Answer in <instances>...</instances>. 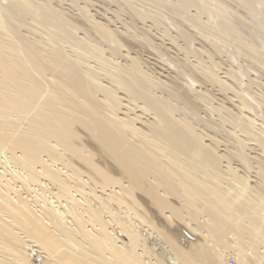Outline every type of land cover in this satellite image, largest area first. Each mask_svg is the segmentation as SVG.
Listing matches in <instances>:
<instances>
[{
	"label": "bare ground",
	"instance_id": "6f19581e",
	"mask_svg": "<svg viewBox=\"0 0 264 264\" xmlns=\"http://www.w3.org/2000/svg\"><path fill=\"white\" fill-rule=\"evenodd\" d=\"M81 1L0 0V264H264V0Z\"/></svg>",
	"mask_w": 264,
	"mask_h": 264
},
{
	"label": "rangeland",
	"instance_id": "374dc122",
	"mask_svg": "<svg viewBox=\"0 0 264 264\" xmlns=\"http://www.w3.org/2000/svg\"><path fill=\"white\" fill-rule=\"evenodd\" d=\"M79 1H81V0H79ZM85 2V1H84ZM80 4H82V1H81V3ZM94 5L95 6H92V7H89L90 9H92V11H95L96 12V14H95V17H96V20H99L100 18H103V19H105V20H107L105 17H103L102 16V14H101V12L98 10V9H100V10H104V8L100 5V4H98V3H95L94 2ZM67 6H68V3L66 2L65 3V1L63 2V5H62V7H65V8H67ZM107 13V16H110V15H113L110 11H107L106 12ZM117 21V20H116ZM118 22V24H116V23H109V24H111V28L112 27H114V26H120V24H119V21H117ZM148 24H150V21L148 22H146V25H148ZM157 39H159L158 37H157ZM158 41H160V40H157L156 42H158ZM164 44H165V46L166 47H169L170 45H172L173 46V48H175L174 47V44H172L170 41H168V40H164V42H163ZM176 49V48H175ZM171 53H174L175 51L173 50V49H170L169 50ZM145 55H146V53H145ZM146 56H148V57H151L150 55H146ZM192 60V59H191ZM222 67V69L221 70H219L218 71V74H219V76L221 77V79H229L228 77H226V75L223 73V71L225 70V66H221ZM161 69H163V68H161ZM157 72H159L158 71V69L156 70ZM160 74H163V73H161V72H159ZM157 76V75H156ZM264 85V84H263ZM254 87V86H253ZM214 90H213V93L215 94V99L213 100V105H218V104H220V102H221V100H222V94L220 93V92H218V91H216V89L217 88H213ZM258 93H259V91H258ZM234 101H236V99H233ZM224 102H225V105L226 106H228V107H233V103L231 102V101H228V100H224ZM245 112H243V118L244 119H247V117L245 116L247 113L246 112H248L247 110H244ZM215 118V117H214ZM258 123L259 122H255L254 123V125L256 126V127H258ZM228 126V125H227ZM237 134L240 136V137H242V136H245V135H243V134H241V133H239V131L237 132ZM221 139H224V140H226V141H228L227 139H226V134L225 133H222V134H217ZM249 143H253V142H249ZM220 144H224V143H220ZM220 148H223V146H221ZM252 152H253V154L255 153H260L259 152V150H258V146L257 147H255V149L254 150H251ZM229 255L230 256H228V264H235V259H234V257H233V253H229Z\"/></svg>",
	"mask_w": 264,
	"mask_h": 264
}]
</instances>
